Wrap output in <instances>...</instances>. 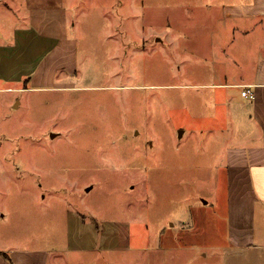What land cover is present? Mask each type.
Here are the masks:
<instances>
[{
  "label": "rangeland",
  "instance_id": "1",
  "mask_svg": "<svg viewBox=\"0 0 264 264\" xmlns=\"http://www.w3.org/2000/svg\"><path fill=\"white\" fill-rule=\"evenodd\" d=\"M67 1L79 42L74 84L0 83V250L67 249L68 214L79 213L123 245L66 250L71 263L241 264L223 233L231 133L228 107L217 104L227 89L210 86L226 81L217 75L229 59L213 52L226 46L227 18L198 0ZM11 3L0 0L6 39ZM249 38L229 46L244 75L260 55Z\"/></svg>",
  "mask_w": 264,
  "mask_h": 264
},
{
  "label": "crops",
  "instance_id": "2",
  "mask_svg": "<svg viewBox=\"0 0 264 264\" xmlns=\"http://www.w3.org/2000/svg\"><path fill=\"white\" fill-rule=\"evenodd\" d=\"M198 2L205 10H218L220 16L227 18L226 26L230 28L226 32V46L218 44L213 52L217 59H229L227 66H223L227 69L217 75L226 81L210 85L227 89L226 99L217 101V105L228 107L226 128L231 133L221 156L224 169L221 180L227 202V228L223 233L226 232L232 243L225 248L233 250L234 258L241 260V264H256L254 257L264 264V253L259 252L264 251V0ZM7 11L16 16L17 21L7 39L4 32L0 33V83L6 84L4 90L49 89L61 85L67 88L74 84L79 42L74 34L72 2L12 0ZM237 35L250 37L253 44L257 43L260 55L256 69L249 75H244L247 72L238 67L241 57L229 49ZM231 63L237 67L233 68ZM247 87L254 91V98L242 95L243 98L236 101L231 89L243 92ZM184 132L181 130V137ZM215 196L212 197L217 200ZM204 204L207 209V202ZM66 229L67 249L0 250V264H51V260L53 264H77V260L69 261L66 250L85 254L123 245L108 243L104 240L105 234L100 236L97 224L79 213L68 214ZM223 233L218 232V235ZM246 258H249L248 263Z\"/></svg>",
  "mask_w": 264,
  "mask_h": 264
},
{
  "label": "built area",
  "instance_id": "3",
  "mask_svg": "<svg viewBox=\"0 0 264 264\" xmlns=\"http://www.w3.org/2000/svg\"><path fill=\"white\" fill-rule=\"evenodd\" d=\"M242 95L246 98L253 99L254 98V91L252 88L247 87L245 90H243Z\"/></svg>",
  "mask_w": 264,
  "mask_h": 264
}]
</instances>
